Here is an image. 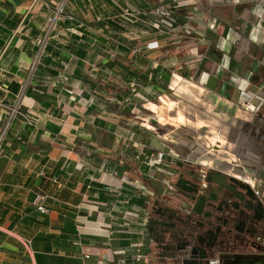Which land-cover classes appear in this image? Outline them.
Masks as SVG:
<instances>
[{
	"label": "crops",
	"instance_id": "0c3cea01",
	"mask_svg": "<svg viewBox=\"0 0 264 264\" xmlns=\"http://www.w3.org/2000/svg\"><path fill=\"white\" fill-rule=\"evenodd\" d=\"M60 1L0 0V264H160L145 221L169 181L148 190L154 173L143 163L152 150L171 152L155 133L173 127L158 120L189 140H214L205 153L218 164L226 142L229 157L256 159L264 13L251 0H66L33 66ZM158 5L172 11L174 33L143 22ZM149 41L158 46L143 49ZM17 100L35 127L10 117Z\"/></svg>",
	"mask_w": 264,
	"mask_h": 264
},
{
	"label": "flooded vegetation",
	"instance_id": "af4514ba",
	"mask_svg": "<svg viewBox=\"0 0 264 264\" xmlns=\"http://www.w3.org/2000/svg\"><path fill=\"white\" fill-rule=\"evenodd\" d=\"M256 145V159L247 162L254 165L235 157L226 172L208 167L200 187L196 165L185 162L187 149L165 144L181 164H175L172 190L147 210V249L160 264H207L210 258L264 264V142Z\"/></svg>",
	"mask_w": 264,
	"mask_h": 264
},
{
	"label": "built area",
	"instance_id": "2783aa9c",
	"mask_svg": "<svg viewBox=\"0 0 264 264\" xmlns=\"http://www.w3.org/2000/svg\"><path fill=\"white\" fill-rule=\"evenodd\" d=\"M66 0H61L56 4V7L48 14L45 20L43 32L44 35L42 39L38 42V50L35 55V59L33 61V66L35 62L38 60L42 49L45 44V39L47 35L52 32L55 27L56 23L60 17V15L63 13L64 5ZM254 4V6L259 9L260 11H264V0H251ZM125 15H132L129 11H124ZM152 16H146L143 18V22L151 29L156 30L157 32H160L163 35H168L169 32L174 33L175 32V18L170 10V8L164 6V5H158L156 6L152 11ZM182 29H185V31H190V26L185 25L182 27ZM158 44L156 41H149L142 46L143 49L150 50L155 47H157ZM142 48L133 47L129 49V52L132 55H139ZM20 100L15 101V103L9 107L10 109V117L15 118L16 115L28 126L35 127L36 121L32 116L30 117L26 112L22 111L20 109ZM244 108L252 110L253 107L251 105H248L247 103L241 104ZM8 128V123H6L2 129L0 130V141L3 140L4 135L6 134V130ZM177 160L175 154L165 151V150H152L150 153L145 154L143 158V163L146 165V167L152 171V173H164L166 175H172L174 172L171 169V165L175 163ZM206 168L207 167H199L197 169V176L199 178V184L200 187H204L206 185ZM55 182L56 180L53 179ZM164 183V192H170L172 190V184L165 181ZM45 196L43 195H36L35 197V203L36 208L40 213H45L47 211L46 207L43 205ZM78 245H80V242H77ZM92 253L87 252L83 253V258L88 259L90 258V255ZM145 256L142 254H134L131 259L134 261H139L140 259H144ZM95 264H108L106 261L101 259H96ZM117 264H127L126 258L120 257L117 260ZM207 264H221L220 260L217 258H210L207 261Z\"/></svg>",
	"mask_w": 264,
	"mask_h": 264
},
{
	"label": "water",
	"instance_id": "95a60500",
	"mask_svg": "<svg viewBox=\"0 0 264 264\" xmlns=\"http://www.w3.org/2000/svg\"><path fill=\"white\" fill-rule=\"evenodd\" d=\"M212 101L217 107H221V108L224 107L225 102H226V100L224 98L219 97L217 95L212 96ZM158 123L162 127L166 126V124H169L170 126L173 127V129H166V131H168L167 133H165L164 130H157L155 135L157 137H159L160 140L164 144H167V143L171 144L174 146V148H178V149L179 148L180 149L186 148L188 151V155L185 159L186 163L202 165V166L213 168V169H216V170H219L222 172L227 171L224 169V167L229 165V163H230L229 161L231 159V157H229V155H228L230 153V150H229L230 143L229 142H226L225 144L220 146L221 150H219L217 152V154H220V156H221L218 159V162L220 161V163L218 164L217 162L212 161L213 157H211L205 153V151L209 147H212L215 145L214 140H211L210 142L204 141L201 139L200 136H197V135H193V140H189L186 137H184V134L176 132L178 124L175 123L174 121L166 123V122H161L159 119ZM218 140H219V138L217 139V141ZM201 145L204 146V149H203L204 151L201 148H199V146H201ZM202 151H203V153H202ZM171 152L174 153V150H172ZM241 160H243L242 162L246 165H254L252 163H246L244 161V159H241ZM175 164L180 165L181 163L175 162Z\"/></svg>",
	"mask_w": 264,
	"mask_h": 264
},
{
	"label": "rangeland",
	"instance_id": "374dc122",
	"mask_svg": "<svg viewBox=\"0 0 264 264\" xmlns=\"http://www.w3.org/2000/svg\"><path fill=\"white\" fill-rule=\"evenodd\" d=\"M262 13H264V11H261ZM5 136V135H4ZM3 141V140H2ZM196 168L198 169V167L196 166ZM171 169L173 170V172H174V170H175V163H173L172 165H171ZM164 175H166V174H164V173H161V174H157V173H154V175L153 176H150V178L148 177V180H147V188H148V190H150L151 189V187H152V185L154 184V183H156V182H158L159 181V183H160V181H161V179L164 177ZM169 182H170V184H172L173 183V181H174V179H175V177H174V174H172V175H167V178H166ZM150 197H151V199H153V198H155V196H153V194L152 195H150Z\"/></svg>",
	"mask_w": 264,
	"mask_h": 264
},
{
	"label": "trees",
	"instance_id": "16d2710c",
	"mask_svg": "<svg viewBox=\"0 0 264 264\" xmlns=\"http://www.w3.org/2000/svg\"><path fill=\"white\" fill-rule=\"evenodd\" d=\"M29 94H30V96H32V98L37 99L36 96H35L34 94H33V95H32L31 93H29Z\"/></svg>",
	"mask_w": 264,
	"mask_h": 264
}]
</instances>
